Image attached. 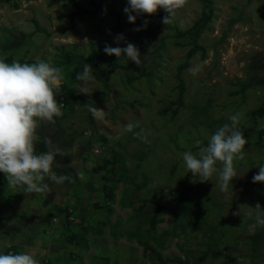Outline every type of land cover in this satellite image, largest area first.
<instances>
[{"label": "rangeland", "instance_id": "obj_1", "mask_svg": "<svg viewBox=\"0 0 264 264\" xmlns=\"http://www.w3.org/2000/svg\"><path fill=\"white\" fill-rule=\"evenodd\" d=\"M207 1L189 0L164 24L163 9L128 22V0H0V60L50 62L64 75L54 90L63 116L37 133L63 142L77 169L44 226L40 264H264V227L251 228L255 206L264 212V182H252L264 166V0ZM128 42L139 67L104 51ZM84 64L89 94L78 93ZM237 112L247 139L238 176L227 191L215 175L192 183L183 153Z\"/></svg>", "mask_w": 264, "mask_h": 264}, {"label": "clouds", "instance_id": "obj_2", "mask_svg": "<svg viewBox=\"0 0 264 264\" xmlns=\"http://www.w3.org/2000/svg\"><path fill=\"white\" fill-rule=\"evenodd\" d=\"M189 0H128L124 8L128 22L135 23L137 16L152 15L158 9L168 13L163 23L168 24L178 10L184 8ZM135 13V15H133ZM148 20H144L140 27L133 29L141 31L147 28ZM123 34H117L115 42L124 41ZM104 51L108 55H115L120 61H132L138 67L141 65L139 48L131 42L126 47H111L106 45ZM150 51V50H149ZM126 54V55H122ZM202 70V65L196 64L188 71L195 76ZM91 65L84 64L82 71L77 73L76 79L82 84L78 93L89 94V83L94 80L91 75ZM64 80L63 70L52 66L50 62L38 61L33 64H21L13 61L6 63L0 60V173H3L7 183L22 189L23 193H47L50 191L47 178L54 185H63L72 178L67 175H58L53 169L56 157L66 155L65 151L49 140V150L43 154H36L35 141L39 139L37 130L41 123L55 125L58 118L63 116L62 105L58 104L54 90L59 91ZM93 116H100L103 112L94 102L84 104ZM242 114L237 112L229 116L231 124H224L209 138L206 146L196 140L198 152L183 153V161L188 173L192 174V183H205L217 176L222 191H227L237 171L234 160L244 159V148L247 139L244 132L238 127ZM139 124L129 123L126 131L132 132ZM150 134V133H149ZM135 136L146 141L145 130L141 129ZM253 183L264 182V166L259 167V173L253 176ZM255 215L254 230L257 226L264 227V212ZM239 208L232 214L241 215ZM0 264H40L35 254L23 252L20 254H0Z\"/></svg>", "mask_w": 264, "mask_h": 264}, {"label": "crops", "instance_id": "obj_3", "mask_svg": "<svg viewBox=\"0 0 264 264\" xmlns=\"http://www.w3.org/2000/svg\"><path fill=\"white\" fill-rule=\"evenodd\" d=\"M49 140V137L39 136L35 141L36 154L49 150ZM59 145L64 149L63 142L60 141ZM78 160L81 167L83 161ZM76 167V160L74 164H69L67 155L56 158L53 169L58 175L70 176L72 181L54 185L46 178L44 182L50 185L47 193H23L19 187L10 186L4 174L0 173V254H20L27 251L35 254L39 261L42 260L44 226L51 211L56 213L64 204L65 187L74 183Z\"/></svg>", "mask_w": 264, "mask_h": 264}, {"label": "built area", "instance_id": "obj_4", "mask_svg": "<svg viewBox=\"0 0 264 264\" xmlns=\"http://www.w3.org/2000/svg\"><path fill=\"white\" fill-rule=\"evenodd\" d=\"M62 105V107L64 106V104L62 103L61 104ZM64 222L66 221V222H72L73 221V214H72V212L71 211H69V212H67V213H65V215H64ZM55 221H58V219H55Z\"/></svg>", "mask_w": 264, "mask_h": 264}, {"label": "trees", "instance_id": "obj_5", "mask_svg": "<svg viewBox=\"0 0 264 264\" xmlns=\"http://www.w3.org/2000/svg\"><path fill=\"white\" fill-rule=\"evenodd\" d=\"M69 1H70V3L74 4V0H69ZM205 3H206V5L209 4V2L207 0H205ZM180 99H182V98H180ZM59 211H61V210H59Z\"/></svg>", "mask_w": 264, "mask_h": 264}]
</instances>
